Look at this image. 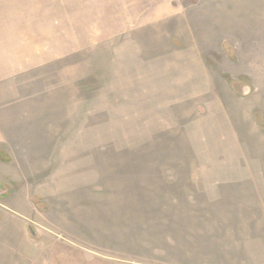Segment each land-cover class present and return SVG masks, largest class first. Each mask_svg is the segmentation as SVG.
<instances>
[{
  "label": "rangeland",
  "instance_id": "374dc122",
  "mask_svg": "<svg viewBox=\"0 0 264 264\" xmlns=\"http://www.w3.org/2000/svg\"><path fill=\"white\" fill-rule=\"evenodd\" d=\"M0 125V264H264V0H0Z\"/></svg>",
  "mask_w": 264,
  "mask_h": 264
},
{
  "label": "crops",
  "instance_id": "0c3cea01",
  "mask_svg": "<svg viewBox=\"0 0 264 264\" xmlns=\"http://www.w3.org/2000/svg\"><path fill=\"white\" fill-rule=\"evenodd\" d=\"M0 134H1V130H0ZM2 141L3 140H2L1 135H0V145L3 144ZM0 167H1V165H0ZM260 190L262 191L261 187H259L258 192ZM263 223H264V220H263ZM262 234H263V236H261L260 238L254 239V241L251 243V246L253 247L251 249H253V251L255 250L251 255H255V254L257 255L258 254V255L264 256V229H263Z\"/></svg>",
  "mask_w": 264,
  "mask_h": 264
}]
</instances>
